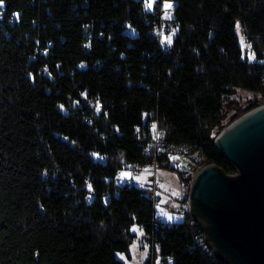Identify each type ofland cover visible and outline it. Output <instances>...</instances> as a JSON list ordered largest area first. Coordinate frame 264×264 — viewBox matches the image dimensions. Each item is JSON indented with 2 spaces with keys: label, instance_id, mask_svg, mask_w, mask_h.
Segmentation results:
<instances>
[{
  "label": "trees",
  "instance_id": "1",
  "mask_svg": "<svg viewBox=\"0 0 264 264\" xmlns=\"http://www.w3.org/2000/svg\"><path fill=\"white\" fill-rule=\"evenodd\" d=\"M164 1L0 0V264H126L134 225L146 263L223 264L188 210L158 219L150 187L119 172L153 163L155 120L158 167L178 171V152L234 172L215 138L228 110L262 104L229 98L264 97V0H173L162 20Z\"/></svg>",
  "mask_w": 264,
  "mask_h": 264
},
{
  "label": "water",
  "instance_id": "2",
  "mask_svg": "<svg viewBox=\"0 0 264 264\" xmlns=\"http://www.w3.org/2000/svg\"><path fill=\"white\" fill-rule=\"evenodd\" d=\"M215 144L237 174L202 167L189 189V212L223 264H264V103L223 128Z\"/></svg>",
  "mask_w": 264,
  "mask_h": 264
},
{
  "label": "rangeland",
  "instance_id": "3",
  "mask_svg": "<svg viewBox=\"0 0 264 264\" xmlns=\"http://www.w3.org/2000/svg\"><path fill=\"white\" fill-rule=\"evenodd\" d=\"M152 1L153 0H149L150 3ZM238 33L240 34L239 28ZM172 36L173 32H165V34L162 35L161 40L163 43H170L169 39L171 41ZM240 43L244 55L249 60H253L251 48L249 44L245 41V38L241 35ZM254 96H257L259 99H261L262 104L264 103V97H261L260 95H255L253 92L239 88L235 90L234 94L229 99H233L237 101L241 106L245 107L250 101H252ZM232 113V110H228L227 116L223 120V125H225L224 128L232 122H229V117ZM168 156L172 161L176 162L178 166H184L189 164V159H187L185 156L181 155L178 152H169ZM195 160H199V158L195 156ZM204 166L205 165L199 167ZM140 170L142 171V175L136 176L135 174H133V172H135V169H132V167L128 166L127 168H123L120 170L119 179L120 181L124 182H133L135 185L138 186H149L150 177L153 174L152 166L148 165L141 168ZM236 174L237 171L236 169H234V172L229 173L228 175L235 176ZM156 180L158 184V193L161 198L156 206L157 216H159L160 219L166 223L181 220L185 213L180 210V207L182 206L181 199L182 196L187 193L186 190L188 189L186 188V186H184V183L178 171L171 167L159 166L156 169ZM132 231L136 233V238L130 244V259H126L123 254H118V257L123 259L126 264H151L145 262L146 259L150 256L151 251L150 245L144 241L143 230L139 226L134 225L132 227ZM154 264H159V257L157 255L154 258Z\"/></svg>",
  "mask_w": 264,
  "mask_h": 264
},
{
  "label": "built area",
  "instance_id": "4",
  "mask_svg": "<svg viewBox=\"0 0 264 264\" xmlns=\"http://www.w3.org/2000/svg\"><path fill=\"white\" fill-rule=\"evenodd\" d=\"M166 5H172V7L168 8V7H166ZM175 5H176L175 1H173V0H167V1L162 2V4H161V18H162V20L169 19L173 16ZM156 32L160 35V38L162 37V35L165 34L164 22H163V24L161 23V25L157 28ZM166 149H168V143L166 140L165 130L163 128H161L160 125L158 124V121L155 120L152 123L150 139H149L148 144H147V150L149 152H152L153 157H154L153 163L151 164L153 174L150 178L149 187L151 190V196H152L155 208L157 206V203L161 199L159 196V193H158V184H157V180H156V169L158 167L157 157H158V155H160L161 152L165 151ZM201 168L202 167H199L196 164H187L184 166H178V173H179V175H180V177L184 183V186H186V188L188 189V190H186L187 193L182 196V198H183L186 195L187 200L185 203L181 204L182 205L180 207L181 211L186 210L187 206H188L187 210L189 211V189L191 187V184L193 183L195 176L199 173ZM132 169H135V168H132ZM133 174H135L136 176H140V175H142V171L135 169V172H133ZM119 176H120V172H119ZM158 219H160L159 216H158ZM204 241H205V239H204ZM208 248H210V247L208 246ZM210 250L213 252V250L211 248H210ZM151 264H154V258H152ZM159 264H161L160 260H159ZM168 264H172L171 258H168Z\"/></svg>",
  "mask_w": 264,
  "mask_h": 264
},
{
  "label": "snow or ice",
  "instance_id": "5",
  "mask_svg": "<svg viewBox=\"0 0 264 264\" xmlns=\"http://www.w3.org/2000/svg\"><path fill=\"white\" fill-rule=\"evenodd\" d=\"M150 6V5H149ZM166 7H168V8H171L172 7V5H166ZM169 42H170V39H169Z\"/></svg>",
  "mask_w": 264,
  "mask_h": 264
},
{
  "label": "crops",
  "instance_id": "6",
  "mask_svg": "<svg viewBox=\"0 0 264 264\" xmlns=\"http://www.w3.org/2000/svg\"><path fill=\"white\" fill-rule=\"evenodd\" d=\"M151 178V177H150ZM121 182H124V181H121Z\"/></svg>",
  "mask_w": 264,
  "mask_h": 264
}]
</instances>
